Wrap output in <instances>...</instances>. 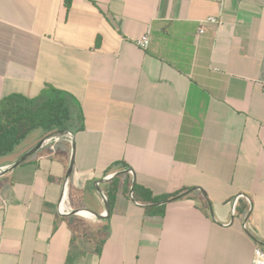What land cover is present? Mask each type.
<instances>
[{
  "label": "crops",
  "instance_id": "0c3cea01",
  "mask_svg": "<svg viewBox=\"0 0 264 264\" xmlns=\"http://www.w3.org/2000/svg\"><path fill=\"white\" fill-rule=\"evenodd\" d=\"M45 85L75 99L84 130L0 175V264H251L264 243V0H0V100ZM48 135L30 132L0 167ZM121 162L130 172L97 219L109 181L96 183ZM65 181L84 212L58 214ZM132 183L205 196L148 218Z\"/></svg>",
  "mask_w": 264,
  "mask_h": 264
},
{
  "label": "trees",
  "instance_id": "16d2710c",
  "mask_svg": "<svg viewBox=\"0 0 264 264\" xmlns=\"http://www.w3.org/2000/svg\"><path fill=\"white\" fill-rule=\"evenodd\" d=\"M71 4L72 0H64L66 9ZM34 130H41L47 135L60 131L74 135L84 130L82 110L70 94L50 85H45L34 98L11 94L0 100V159L10 154ZM123 169L129 167L123 162L117 163L107 171V175ZM119 182L120 178L114 177L107 183L105 196L109 202V215L113 211ZM186 190L182 188L176 192L155 196L149 189L135 183L132 197L143 207L146 217L162 218L166 201ZM192 197L193 194L187 196Z\"/></svg>",
  "mask_w": 264,
  "mask_h": 264
},
{
  "label": "built area",
  "instance_id": "2783aa9c",
  "mask_svg": "<svg viewBox=\"0 0 264 264\" xmlns=\"http://www.w3.org/2000/svg\"><path fill=\"white\" fill-rule=\"evenodd\" d=\"M217 1L222 2L224 0H217ZM205 22L210 23V24H215L217 26H220L222 24V22L219 19L214 18V17L208 18ZM199 33H203L202 28L199 29ZM150 34H151V31L148 28L146 32L136 42L139 48L143 50H146L148 48L149 43H150ZM72 139H73V135L70 132H64V133H59V134L50 136L49 138L45 140V143H53L58 140L71 141ZM68 194H69V185H68V181H65L62 186L61 197H60V201L57 206L58 214L63 217L71 215L73 212V209L71 208L69 204ZM236 200L237 198L235 199V202ZM251 264H264V248L263 247L256 246V248L254 249Z\"/></svg>",
  "mask_w": 264,
  "mask_h": 264
},
{
  "label": "water",
  "instance_id": "95a60500",
  "mask_svg": "<svg viewBox=\"0 0 264 264\" xmlns=\"http://www.w3.org/2000/svg\"><path fill=\"white\" fill-rule=\"evenodd\" d=\"M59 133H64L63 131H60V132H54V133H51L49 134L43 141L39 142L35 147H33L30 151H28L27 153H25L19 160H17L15 163L11 164V165H8V166H5V167H0V175L6 173L7 171L9 170H12L14 169L15 167L19 166L21 163H23L25 160H27L30 156H32L41 146L42 144L45 143V140L47 138H49L50 136H53L55 134H59ZM72 144H73V139L70 141ZM72 170V163L70 164L69 166V169H68V175L70 174ZM130 170L126 169L124 171H121V172H117L113 175H110V176H107L105 177L104 179L100 180V181H97L96 184H100L102 182H107V181H110L112 178L116 177V176H119L123 173H129ZM68 178V177H67ZM135 183H132V187L130 189V199L133 203H136L135 200L133 199L132 197V193H133V186H134ZM200 191L202 193V195L205 196V193L199 188H192V189H188L172 198H170L169 200L166 201V204L169 203V202H173V201H176V200H179L181 198H184V197H187L189 196L190 194H192L193 192L195 191ZM97 191L102 195V198H103V201H104V204H105V214L104 215H98L92 211H88L90 212L91 214H93L97 219H100V220H104V219H108V216H109V213H110V208H109V202L107 201L106 199V196L103 194V192L101 191V189L99 187H97ZM209 204V202H208ZM158 205V204H156ZM80 210H73L72 214H76V213H79ZM246 234L253 240H256L254 238V236L248 231L246 230ZM260 245L264 248V243H260Z\"/></svg>",
  "mask_w": 264,
  "mask_h": 264
},
{
  "label": "rangeland",
  "instance_id": "374dc122",
  "mask_svg": "<svg viewBox=\"0 0 264 264\" xmlns=\"http://www.w3.org/2000/svg\"><path fill=\"white\" fill-rule=\"evenodd\" d=\"M26 144H27V142H25V143H24V144L21 146V148H19L18 150H16V149H15L14 151H16V153H17V152H20V151H21V149H23V148H24V146H25ZM8 157H9V154H8V155H6V156H4V157H3V158H1V159H8ZM1 159H0V160H1Z\"/></svg>",
  "mask_w": 264,
  "mask_h": 264
},
{
  "label": "bare ground",
  "instance_id": "6f19581e",
  "mask_svg": "<svg viewBox=\"0 0 264 264\" xmlns=\"http://www.w3.org/2000/svg\"><path fill=\"white\" fill-rule=\"evenodd\" d=\"M82 212H84V211H80L79 213H82Z\"/></svg>",
  "mask_w": 264,
  "mask_h": 264
}]
</instances>
